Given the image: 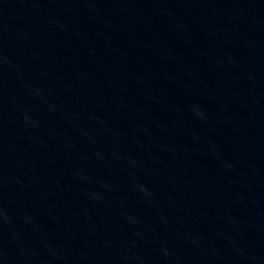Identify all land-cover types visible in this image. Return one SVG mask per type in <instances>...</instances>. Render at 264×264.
I'll return each mask as SVG.
<instances>
[{"label":"water","instance_id":"1","mask_svg":"<svg viewBox=\"0 0 264 264\" xmlns=\"http://www.w3.org/2000/svg\"><path fill=\"white\" fill-rule=\"evenodd\" d=\"M0 264H264V0H0Z\"/></svg>","mask_w":264,"mask_h":264}]
</instances>
